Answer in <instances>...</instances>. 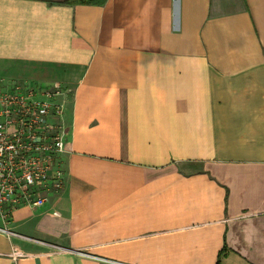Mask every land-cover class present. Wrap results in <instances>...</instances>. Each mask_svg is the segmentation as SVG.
<instances>
[{
  "label": "crops",
  "instance_id": "obj_1",
  "mask_svg": "<svg viewBox=\"0 0 264 264\" xmlns=\"http://www.w3.org/2000/svg\"><path fill=\"white\" fill-rule=\"evenodd\" d=\"M2 76L63 85L68 175L0 264H264V0H0Z\"/></svg>",
  "mask_w": 264,
  "mask_h": 264
},
{
  "label": "built area",
  "instance_id": "obj_2",
  "mask_svg": "<svg viewBox=\"0 0 264 264\" xmlns=\"http://www.w3.org/2000/svg\"><path fill=\"white\" fill-rule=\"evenodd\" d=\"M65 96V88L56 81L0 77V218L5 223L1 233L38 240L7 223L18 208L43 206L65 187Z\"/></svg>",
  "mask_w": 264,
  "mask_h": 264
},
{
  "label": "trees",
  "instance_id": "obj_3",
  "mask_svg": "<svg viewBox=\"0 0 264 264\" xmlns=\"http://www.w3.org/2000/svg\"><path fill=\"white\" fill-rule=\"evenodd\" d=\"M49 3H60V4H69V5H75V4H93V5H104L107 0H44ZM227 250L226 243L222 247V249L219 251L216 264H223L222 262V256L224 252Z\"/></svg>",
  "mask_w": 264,
  "mask_h": 264
},
{
  "label": "rangeland",
  "instance_id": "obj_4",
  "mask_svg": "<svg viewBox=\"0 0 264 264\" xmlns=\"http://www.w3.org/2000/svg\"><path fill=\"white\" fill-rule=\"evenodd\" d=\"M37 70L38 71H40L41 70V68H37ZM46 76H48V74H42V77L44 78V77H46ZM7 78H10V77H7ZM17 79H19V78H17ZM40 79V78H39ZM24 80H26V79H24ZM53 80V79H52ZM28 81H30V80H28ZM60 83V82H59Z\"/></svg>",
  "mask_w": 264,
  "mask_h": 264
}]
</instances>
